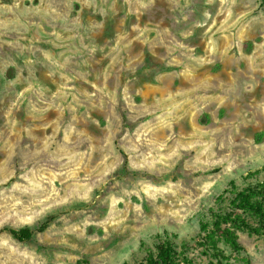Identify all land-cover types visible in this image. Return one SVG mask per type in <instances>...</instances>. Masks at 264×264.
<instances>
[{
    "label": "rangeland",
    "instance_id": "obj_1",
    "mask_svg": "<svg viewBox=\"0 0 264 264\" xmlns=\"http://www.w3.org/2000/svg\"><path fill=\"white\" fill-rule=\"evenodd\" d=\"M263 164L262 0H0V264H134Z\"/></svg>",
    "mask_w": 264,
    "mask_h": 264
},
{
    "label": "trees",
    "instance_id": "obj_2",
    "mask_svg": "<svg viewBox=\"0 0 264 264\" xmlns=\"http://www.w3.org/2000/svg\"><path fill=\"white\" fill-rule=\"evenodd\" d=\"M262 2L264 4V0ZM261 172H264V164L249 169L239 182L230 180L228 187L199 215L198 230L193 237L177 241L176 234L164 233L146 247L145 256L134 264H200L198 257L206 259L208 264H231V260L239 258L244 251L238 241L239 231L264 239V176H259ZM3 230L19 242L33 237V230L29 228Z\"/></svg>",
    "mask_w": 264,
    "mask_h": 264
}]
</instances>
